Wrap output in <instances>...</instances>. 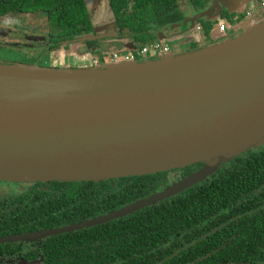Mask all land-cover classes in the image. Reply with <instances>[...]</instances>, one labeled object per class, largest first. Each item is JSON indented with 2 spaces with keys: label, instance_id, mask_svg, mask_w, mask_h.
I'll return each mask as SVG.
<instances>
[{
  "label": "water",
  "instance_id": "1",
  "mask_svg": "<svg viewBox=\"0 0 264 264\" xmlns=\"http://www.w3.org/2000/svg\"><path fill=\"white\" fill-rule=\"evenodd\" d=\"M250 27L257 29L218 45L113 67L0 62V182H98L205 164L109 215L0 244L130 215L264 145V19Z\"/></svg>",
  "mask_w": 264,
  "mask_h": 264
},
{
  "label": "trees",
  "instance_id": "2",
  "mask_svg": "<svg viewBox=\"0 0 264 264\" xmlns=\"http://www.w3.org/2000/svg\"><path fill=\"white\" fill-rule=\"evenodd\" d=\"M184 1L186 2V0ZM109 4L119 26L123 30L131 32L132 36L141 42L140 49L162 37L163 34L160 35L161 32L158 33V30L161 31L185 18V4H179L178 0H109ZM180 5H182V9H180ZM187 6L193 10V15H198L208 9H212L214 12L212 0H188ZM18 12H43L47 15L49 24L53 28L50 30V37L55 46L52 48L59 46L61 41L87 34L93 29L85 0H0V16ZM227 13V17L232 20L231 25L238 24L240 17L231 11ZM224 17L226 16L220 15V18ZM197 24L203 31L204 41H207L199 49L218 45L225 41L219 42L215 38L213 29H211L213 27L212 20L204 18ZM189 32L191 31L185 30L184 33L182 30L171 33L170 44L171 42L179 44L183 49L181 53L198 50L199 45L195 41V36L190 37L189 43L184 42L188 35H194ZM156 35H160V37L156 38ZM170 54L179 53L171 51ZM46 58L48 56H44L43 60L45 61ZM104 58L106 59L108 56L106 55ZM39 60L41 63H37L38 65L46 66L41 59ZM253 150L232 159L235 161L239 158L240 165L234 167L231 165V168H228L227 164L232 161L230 160L218 167V176L213 182L205 183L203 188L201 187L199 198L183 193L170 199V203H168L169 201L163 202L162 205L150 207L122 222L104 226L108 229L107 236L109 237L107 238L103 237L104 230L102 228L104 227L89 229L85 234L86 240L88 234L92 243H88L89 248H84L81 252L74 251L76 257H72L69 250L62 252L59 248H55V241L63 240L67 236L75 238L77 233L50 240L47 250L53 255L48 258L47 264H237L241 261L252 260L250 252L256 250V246L264 244V238L260 239L264 237V209L244 215L246 209L242 205L249 203L248 199L255 196V191L264 187V145ZM203 167L205 164L200 163L179 170L188 174ZM232 167L238 172H233ZM165 176L166 173L160 172L98 182L35 183L36 186L45 185L54 190H40L33 196L30 195L31 193H26L16 200L0 201V236L26 230L56 227L67 224L71 220H79L78 218L81 220V218H93L99 214L108 213L157 193L161 189L162 181L166 179ZM239 203L242 205H238ZM232 204L244 209V211L240 209L239 213L242 214V218L233 223L229 220L233 214L221 212ZM58 208L61 213L55 214ZM252 209H256V207L248 210L252 211ZM70 211H75V213L72 214ZM184 224H187V229L195 228L198 225L204 226L202 233L206 234V237L200 245L211 244L206 248L204 256L188 257L186 256L189 254L188 252L172 258L155 257L154 259L151 256L145 258L127 255L129 250L132 248L135 250V247H139L138 250L146 249V245L151 243V240L167 235L170 227L182 229ZM213 229H217V231L213 232ZM122 234L123 241L118 239L115 242L114 239ZM234 234H237V237L233 238ZM231 238H233L232 242L223 246ZM120 244L121 249L119 250L116 246L120 247ZM218 247H222V249L218 250ZM106 249L112 255L120 251L122 257H112V255L103 257L102 253ZM86 251L87 254H84Z\"/></svg>",
  "mask_w": 264,
  "mask_h": 264
},
{
  "label": "flooded vegetation",
  "instance_id": "3",
  "mask_svg": "<svg viewBox=\"0 0 264 264\" xmlns=\"http://www.w3.org/2000/svg\"><path fill=\"white\" fill-rule=\"evenodd\" d=\"M258 5L261 4L262 0H255ZM86 2V1H85ZM179 4L182 3V5H184V9L186 8L187 4H188V0H186V2L184 0H178ZM185 2V3H183ZM108 4H109V0H108ZM87 5V4H86ZM182 5H180V9H182ZM212 5L213 4V0H212ZM110 6V4H109ZM88 8V7H87ZM111 8V7H110ZM112 11V9H110ZM209 10L212 9H208L204 12H207ZM214 10H215V6H214ZM89 11V9H88ZM229 10H226L225 7L222 6V8L219 9L218 14L219 15H224V16H228V12ZM259 11V15L256 16L257 20L259 19H263L264 18V9H262L261 7L258 8ZM202 12V13H204ZM18 13H22V12H18ZM36 13H41V12H36ZM36 13H22V14H36ZM113 13V12H112ZM200 13V14H202ZM215 12H211V14H209L207 17H210L214 14ZM13 14H17V13H10L5 15V17L7 16H11ZM90 14V13H89ZM226 14V15H225ZM258 14V13H257ZM114 15V14H113ZM199 15V14H198ZM197 15L191 16V17H186L178 23H175L171 26H168L166 28H163L161 31L158 30L160 33V35H162V37H160V35H156L157 37H160V39H158L159 43H161L162 45H167L170 48V52L173 51L172 46H170V38L172 36L171 33H176V31L180 32L182 30H189L191 32H189V34H194L192 35H188L185 39L184 42L189 43V39L190 37H194L195 36V41L196 43H198V45H203V43H206L207 41H204L205 38L203 36V31L202 29L198 26V22L201 20H198L195 23H185V19H189L191 20L193 17H195ZM251 16V15H250ZM0 17H4V16H0ZM205 17V18H207ZM244 15L239 19L238 24L236 23V25L238 26V30H236L235 28L232 29V31L230 32V36H239L240 32L247 26V18L246 20L243 19ZM249 18V17H248ZM256 18H252L251 22L254 23L256 22ZM204 19V18H202ZM90 20L92 22L91 16H90ZM114 24L117 26L119 33L118 34H113V35H105V36H101V37H95L92 39H88L85 42V46H84V50L87 52V50H90L89 53L92 55L97 56V58H93V60L90 63V66L94 65H102L107 63L108 61L111 62V56L112 54L116 53L117 51H121L122 54H124V52L126 51V48L128 47H133L135 49V51H138L141 47V42L137 41L134 36H132L131 32H128L127 30H123L119 24L117 23V21L114 19H111ZM92 26L93 29L84 35H79L73 39H68L66 41H61L60 45L57 47L52 48L53 46H55V43H52L50 34L49 37L45 40V43L40 42V39L37 37H32V35L30 34H19L18 32H14L13 30H9V31H1L0 29V45H8L11 47H15V48H24V49H29L32 52H26L28 55H30L32 58L37 59L38 55L44 57V56H48V60L50 59V55L52 52H57L59 48H61L62 44H66V46L69 45L70 41L73 40H77V39H83L86 36H89L90 34L93 33L94 31V25L92 22ZM180 27H182L180 29ZM193 31V32H192ZM164 36V37H163ZM233 37V38H234ZM9 38V43L6 44V39ZM13 38L17 41H11L10 39ZM215 38H217L219 40V42L223 41L222 36L219 35H215ZM228 38V37H227ZM157 39H155V42H158ZM13 42V43H12ZM20 43V44H18ZM152 44L148 45V46H152ZM34 47V48H33ZM36 47V48H35ZM182 48H177L176 51H181L182 52ZM172 52V53H173ZM87 53V54H89ZM86 53H84L85 55ZM99 55V56H98ZM108 56V59H105V56ZM162 56V55H159ZM154 58L151 55L147 56L146 59H151ZM41 59V58H39ZM37 59L36 62L41 63V61ZM156 59V58H154ZM51 62V60L49 61ZM48 62V64H49ZM34 64V63H32ZM58 66H61L60 64L57 63ZM89 66V65H88ZM252 151H254L252 149ZM239 155V157L243 156ZM235 159V158H233ZM232 162V163H231ZM229 164H227L228 168H231L230 166L233 165H240L239 163V158L236 159L235 161L232 160ZM196 165V164H195ZM233 172H238L235 168H233ZM221 169V168H219ZM201 170V169H199ZM198 170V171H199ZM198 171H192L188 174L186 173H182L181 170L179 169H175V170H170V171H165L164 173H166V179L165 181H162V185L160 186L161 189L160 191H158L157 193L163 192L165 191L168 187H171L172 185L183 181L184 179L192 176L193 174L197 173ZM218 171H215L212 175L208 176L205 180L201 181L200 183L195 184L194 186L185 189L183 192L176 194L162 202H158L156 204H153L147 208H144L140 211L134 212L130 215L124 216L122 218L113 220L111 222L102 224V225H98V226H94L91 228H85V229H78L75 230L73 232L70 233H64V234H59V235H52V236H47V237H43V238H39V239H31V240H22V241H17V242H6L4 244H0V264H13L16 262L17 259H23L28 263H32V262H36L38 261L39 264H47L48 263V258H51V256L53 254H51L48 250H47V246L49 244V241L54 239V238H58V237H63L65 235H74V233H77V236H67L65 237L63 240H56L55 241V248H59L62 252H68L69 250V254L72 255V257H76V254H74V251H76V253L81 252V250H83L84 248H89V244L88 243H92L89 235L87 234V240H86V231H88L89 229L92 228H96V227H104V226H109L112 225L114 223L117 222H122L124 219H127L133 215H136L146 209H149L150 207L153 206H158V205H162L163 202L169 201L170 199L175 198L176 196L180 195V194H186L188 196L191 197H196L199 198L200 194H201V187L205 184V183H210L213 182V180L215 179L216 176H218ZM160 173V172H158ZM157 174V173H155ZM152 175V174H149ZM145 176V175H142ZM214 176V178H213ZM132 177H136V176H132ZM125 178V177H124ZM120 179V178H119ZM58 182V181H56ZM53 182V183H56ZM79 182H83V181H79ZM35 183H40V182H33V183H10V182H0V201L5 200V199H13L16 200L19 197H21L23 194L26 193H31L30 195H36L37 191L40 190H47V191H53L54 189L51 187H47L45 185H40V186H36L34 185ZM51 183V182H48ZM59 183H63V182H59ZM14 184H23L25 185L26 189L23 192H19V193H13L14 192ZM41 184H46V183H41ZM98 188V187H97ZM203 188V187H202ZM190 191V192H189ZM189 192V193H188ZM155 193V194H157ZM153 194V195H155ZM254 195V194H253ZM149 197L146 198H142L139 199L135 202L126 204L118 209H115L113 211H110L108 213H102L99 214L97 216L92 217H86V218H78L79 220H71L69 221L67 224H63L60 226H56V227H50V228H44V229H35V230H26V231H21V232H15V233H11L8 235H4V236H0V238L3 237H11V236H21V235H28V234H37L40 232H45V231H49V230H53V229H59V228H64V227H68V226H72V225H77V224H81L85 221H91L93 219L102 217V216H106L109 215L113 212H116L118 210H121L125 207H128L140 200L143 199H147ZM198 201V199H197ZM248 201H250L249 203H246L244 205H242L241 203H239L238 205H242V207H244V209H246V211H244V209H242V207H238L237 205L232 204V206H229L228 209L226 210H221V212L223 214H233L230 217V221H232V223L234 221H239L242 218V214L240 213V209H242V211H244V215L248 214L250 215L252 212H258L261 209H264V187H261L258 191H255V196H251V198L248 199ZM16 203V202H15ZM14 203V204H15ZM170 203V201L168 202ZM180 206H184V205H180ZM8 207V204L6 206V208ZM237 207V208H236ZM256 207V209H252V211H249L248 209L250 208H254ZM72 214L75 213V211H70ZM61 210L58 208L57 211H55V214H60ZM218 215H221L218 213ZM195 223H197V221H195ZM30 224V223H27ZM194 228V227H193ZM187 229V224L182 225V229H178V228H174V227H170L169 228V233L165 236H161L158 237L157 239H153L151 240V243L149 244H145L146 245V249H140L138 250L139 247H135L136 249L134 250L132 247V249L129 250V253L127 254L130 257H145V258H151L154 259L156 258H172V257H176V256H181L184 255V253L186 254L187 252L189 253L188 257H202L204 256L203 254H205L206 252V248L210 247L209 245H211L210 243H207L205 245H200L201 242H203V239L206 237L204 233H202V231L204 230V226L203 225H198L196 226L194 229ZM197 229V230H196ZM102 230H104L103 232V237L105 236V238L109 237L108 235V229L106 227L102 228ZM194 231H196L194 233ZM217 229H213V232H216ZM81 234H84L85 236L83 237ZM235 237H237V234L233 235ZM233 238L229 239L227 241V243H225L223 246H226L228 243L232 242ZM260 238V237H259ZM264 237H261L260 239H263ZM122 239L123 241V234L120 235L119 237H116L114 240L115 242L117 240ZM87 241V242H86ZM121 241V242H122ZM88 244V245H87ZM256 250H252L250 252V256L253 257L252 260L250 261H241L238 262L237 264L240 263H244V264H264V244H260L258 246H256ZM108 248V247H107ZM119 250L121 249V244ZM222 247H218V250H221ZM89 250V249H88ZM84 254H87L84 252ZM207 254V253H206ZM90 255V254H89ZM112 254H110L109 252L103 251L102 256L103 257H111ZM122 257L120 251L118 253H114V255H112V257ZM54 257V256H53ZM157 262V261H156ZM51 263V262H49ZM119 263V262H118ZM74 264V263H73ZM233 264V263H232Z\"/></svg>",
  "mask_w": 264,
  "mask_h": 264
},
{
  "label": "rangeland",
  "instance_id": "4",
  "mask_svg": "<svg viewBox=\"0 0 264 264\" xmlns=\"http://www.w3.org/2000/svg\"><path fill=\"white\" fill-rule=\"evenodd\" d=\"M85 1L89 9V13H90L93 25H94V31L92 34L84 37L83 39H77V40L70 41L68 46H66L65 43L61 45V48H59L58 51L56 52V54H59L61 68H66V69L81 68L75 65V62L79 63L78 61H80L82 63L86 62L85 64H87L91 62L93 58H97V56L92 55L90 53L86 55H82L86 40L92 39L95 37L105 36V35H113V34L116 35L119 33L117 26L111 20L112 14L110 10L111 8L108 4V0H85ZM213 4L215 6V10H214L215 13L212 16L207 17V19L212 20L213 22V27H211V29H213L212 32L214 35L220 34L223 37L224 35H222L219 30H220V25H224L226 26L227 31H228L225 37H228V38H232L230 36V32L232 31L233 28L238 30L237 29L238 26L234 24L231 25L232 20L230 17L226 16L224 18H220V15L218 14L219 9L222 8L223 6L225 7L226 10H230L231 12H234V14L237 15L238 17H242L244 15L243 19L246 20V18L251 19V17L248 15L249 13H246V11L254 8V1L252 3L251 0H213ZM259 7L261 6L259 5ZM184 14L186 17L194 16L193 10L190 8V6H186L184 10ZM0 29L1 31H5V32L9 30H13L14 32H18L19 34H22V35L25 33L30 34L32 35V37L39 38L40 42H43V43H45V40L49 37L50 30L51 29L53 30L52 26H50L49 24L47 15L43 12L36 13V14H29V15L17 13V14H13L7 17L5 16L0 17ZM256 29H257L256 27L246 26L240 32L239 35H243V34L245 35V34L252 33ZM185 30H183L184 33H185ZM186 35H188V33H186ZM48 39H51V38H48ZM6 40H7L6 44L10 42L9 38ZM10 40L17 41L13 38H11ZM0 41H1V38H0ZM170 46H172L174 50V52L172 51L173 53L178 52L176 51L177 48L181 49L179 44L177 45L175 44V42H171ZM199 48H200V45L198 46V49ZM30 49L31 48L18 49V48L11 47L8 45H3V46L0 45V62H3V63L22 62L25 64H32V63L37 64L38 63L36 62L37 59L41 58L42 62H44L45 65H48V62L51 60V57L49 60L48 58H46L44 61L43 57L38 55L37 59H34L26 53V52H32ZM126 51L129 53H132L133 51H135V49L133 47H128L126 48ZM117 55H118V60L116 62H118V64H128L129 62H131L129 60H125L121 51H117ZM50 64L51 63L49 62V65ZM107 65H110L111 67L116 66L114 65V63H111L109 61L107 62ZM13 188H14L13 193L23 192L26 189L25 185L23 184H14ZM13 264H39V262L36 261V262L28 263L23 259H17L16 262Z\"/></svg>",
  "mask_w": 264,
  "mask_h": 264
},
{
  "label": "built area",
  "instance_id": "5",
  "mask_svg": "<svg viewBox=\"0 0 264 264\" xmlns=\"http://www.w3.org/2000/svg\"><path fill=\"white\" fill-rule=\"evenodd\" d=\"M260 6L262 9H264V0H262ZM248 15L250 16L251 14H248ZM219 31L222 35H224L223 37H225V35L228 33L227 28L224 25H220ZM162 54L169 55L170 48L167 45H162L159 42H155L153 43L152 46H144L138 51H133L132 53L126 52L125 54H123V57L125 58V60L137 61L138 57H147L151 55L152 57L157 59L158 56ZM117 60H118V55L116 52L112 54L111 62H116Z\"/></svg>",
  "mask_w": 264,
  "mask_h": 264
},
{
  "label": "crops",
  "instance_id": "6",
  "mask_svg": "<svg viewBox=\"0 0 264 264\" xmlns=\"http://www.w3.org/2000/svg\"><path fill=\"white\" fill-rule=\"evenodd\" d=\"M253 1H254V8H252L251 10H247L246 11V13H249V14H251V19H248L246 22L248 23L247 24V26H250V24H252V22H251V20H252V18L254 17V18H256V16L257 15H259V11H258V8H259V5H258V3L255 1V0H251V2L253 3ZM256 11H258V12H256ZM254 13V14H253ZM258 13V14H257ZM111 19H114V15H113V13H112V11H111ZM238 18V17H237ZM241 18V17H240ZM264 19V18H263ZM263 19H259V20H257L256 19V22H258V21H262ZM232 38L234 37V36H231ZM227 37H222V39L223 40H225ZM230 39V38H229ZM89 51L90 50H87V52L85 51V50H83V54L82 55H84V53H89ZM127 51H125L124 52V54L126 53ZM85 54V55H86ZM51 64L49 65H46V66H51V67H60L61 68V66H58L57 65V62H58V64H60L61 65V63H60V58H59V54H56V52H52L51 53ZM145 59V57H138V61H145L144 60ZM147 60V59H146ZM79 63H76L75 62V65H77L78 67H81V68H86V67H89L90 66V63H87V64H85L86 62H80V61H78ZM105 64H107V63H105ZM38 65V64H37ZM89 65V66H88ZM92 66V65H91Z\"/></svg>",
  "mask_w": 264,
  "mask_h": 264
},
{
  "label": "bare ground",
  "instance_id": "7",
  "mask_svg": "<svg viewBox=\"0 0 264 264\" xmlns=\"http://www.w3.org/2000/svg\"><path fill=\"white\" fill-rule=\"evenodd\" d=\"M232 13H234V12H232ZM255 23H256V22H254V23H252V24H255ZM177 53H179V54H180V53H181V51H178ZM162 56H164V55L162 54ZM162 56H158V58H160V57H162ZM158 58H157V59H158ZM145 59H146V57H145ZM145 59H144V60H145ZM100 66H101V65H100Z\"/></svg>",
  "mask_w": 264,
  "mask_h": 264
}]
</instances>
